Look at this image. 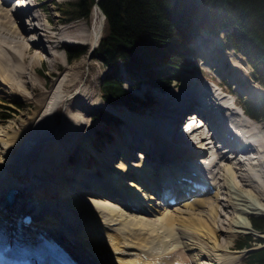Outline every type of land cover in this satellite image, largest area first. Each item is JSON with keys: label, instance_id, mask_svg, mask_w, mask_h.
Returning a JSON list of instances; mask_svg holds the SVG:
<instances>
[{"label": "bare ground", "instance_id": "bare-ground-1", "mask_svg": "<svg viewBox=\"0 0 264 264\" xmlns=\"http://www.w3.org/2000/svg\"><path fill=\"white\" fill-rule=\"evenodd\" d=\"M14 2L15 0H0V82L4 85H12V82L16 85H21V82L31 84L30 68L25 72L23 63L39 58L51 62L52 67L57 57L54 51L63 45V34L61 36L57 28L49 24V20L45 23V19L40 18V13L35 12L36 8H44L43 2L38 5L35 0ZM92 18L98 21H93L91 27L80 25L77 28L80 30L77 33L73 31L72 38H68L70 42L79 46V42L83 40L90 48L98 43L105 19L96 4L92 7ZM222 35L223 31L219 36H213L212 45L204 44L198 39V52L205 60L203 63L215 61L213 52L223 47ZM217 69L216 66L215 70ZM72 76L64 74L59 78L55 90L42 110L45 117L49 115H46V112L52 110L59 101L58 90L69 88L74 83ZM185 78L175 84L172 92L156 97L155 100L160 101L159 105L147 109L153 116L143 114L142 117L137 114V118L134 115L136 112L123 108L119 115L124 121L122 127L125 137L116 140L117 145L113 146V150L111 147L105 149L102 154L104 157H95L92 154L86 136L91 127L87 126L81 129L82 131L87 128V132L81 136L80 133L76 134V125L74 132L70 130L72 133H69L68 137L64 136L61 140L56 138L53 144L49 143L52 144V156L49 160L40 161L38 152L43 146L40 148V143L35 149L38 142L36 143L34 138L31 139V146L28 147L27 141L25 145L22 144L24 147L21 146L22 150L19 149L18 152L20 155L27 154V160L24 164L20 163L22 165L18 167L17 176L9 175L13 172L10 171L13 168L11 165L17 166L16 161L14 164H6V167H9L8 174L4 172V167H1L0 234L12 235L10 228L14 221L20 218L24 225L19 233L24 241L33 245L32 248L42 242L39 235L53 238L77 264L236 262L238 256L228 254L230 243L227 242L228 244L221 248L223 252L218 251L220 246L217 234L226 232L231 226V229L234 228L237 232H254L248 216H264L263 209L258 210L250 205L254 203V199L253 203L250 202L251 195V198L259 197L264 201V134L259 132L263 126H260L259 122L246 119L241 109L236 110L235 99L225 98L222 88L211 75H208V81L204 83ZM77 93V97L69 99L70 103L77 99L69 108L71 107L79 117L93 109L110 108L90 91L81 89ZM158 108L167 110L159 113ZM193 111L199 114L204 122L199 120V124L186 125L188 115L194 118L195 114H188ZM202 124L211 127L212 132L203 131ZM56 132L53 130V133L45 134L43 144H46V140L55 138ZM77 135L80 138L77 139L75 151L82 149L91 152L89 155L91 154L92 159L85 156L82 165L84 166L85 162L88 165L92 161L100 165L103 163L109 171H106L102 178L77 174L75 180L68 184L62 177L60 180L56 178L49 181L48 174L59 172L62 155L73 149L70 146ZM35 139L37 141V138ZM41 139L42 137L40 142ZM1 144L6 146H3V155L8 154V145L2 141ZM117 154L120 159L112 167L108 160H114ZM14 159L15 156L12 160ZM100 167L102 166L94 164L91 171ZM77 168L78 173L83 171L79 165ZM222 172L223 177L234 179L230 182L237 191L223 198L224 204L220 202L222 198L219 196ZM202 175L209 181H203ZM208 182L215 187V191L204 196L203 193L207 194L209 189L203 184ZM241 186H246L248 191L242 190ZM10 189L14 190L12 201L7 203L5 193ZM243 191L246 194H243ZM167 197L174 198V203H168V199H165ZM177 204L179 206L174 207L172 211L170 205ZM228 204L232 205L231 214L235 219L228 217L230 220L227 224L218 217L222 214L220 207H229ZM199 207L201 209H198ZM234 212L244 215V218L235 217ZM203 213L210 218L203 217ZM70 222L71 225H68ZM183 229L187 232H183ZM152 233L157 234L154 237ZM167 234L171 236L167 237ZM188 235L191 236L190 239L184 241V237ZM157 237L161 238L165 248L161 249L160 243L156 245ZM205 237L206 247L202 245L204 249L201 253L198 252L199 256L193 257L190 251L203 248L198 246L205 242ZM223 253L226 255V261H220ZM205 255L207 257L203 258ZM202 258L210 262L202 263Z\"/></svg>", "mask_w": 264, "mask_h": 264}, {"label": "rangeland", "instance_id": "rangeland-1", "mask_svg": "<svg viewBox=\"0 0 264 264\" xmlns=\"http://www.w3.org/2000/svg\"><path fill=\"white\" fill-rule=\"evenodd\" d=\"M35 1L37 2V5L39 3L41 4V2L44 3V8L43 7L36 8L35 12L40 13V18L42 20L45 19V23L46 20H49L50 21L49 24L57 28V31L61 33L60 34L61 36L63 34L62 36L63 45L59 46L54 51L55 55H57L55 64L53 65L54 67L53 66L51 67V62H49L48 60L46 59L40 60L39 58H36V60H34L33 62L28 61V63H23V67H26V69L24 70L25 72L29 71L28 69L30 68L29 75L31 79V84H26V83L24 84L21 82L20 83L21 85H16V83L12 82V85H10L9 83L4 85L1 84L0 82V106H1L0 115L1 114L6 115V117L4 118L0 116V173H1V167L2 168L4 167V172L8 174L9 167L8 166L6 167V164H8L9 162L14 164V162L16 161L17 166H13L10 164L11 167H13L11 168L10 171L13 172L10 173L9 175L13 177L17 176L18 167L20 168L21 165L26 163L27 160L26 159L27 154L20 155L18 151L22 150L21 148L24 147L26 141L28 143V147L31 146L33 144V140L31 139L33 138L36 143L38 142L36 144L35 149L38 148L37 145H39L40 143L42 144L40 148L43 146L41 150L38 149V151L40 150L38 152V157L41 161V159L49 160L51 158L52 152L50 146H52L53 141H55L56 138L61 140L60 138H63L64 136L68 137L67 135L69 133L74 132L76 125H78L77 127L78 130L76 134L80 133L79 134L80 136L84 132H87L88 127H91L90 131L88 132V134H86V136L88 137L89 148L92 149L91 150L92 154L95 157H104L105 155L102 154H104L105 149L111 147V149L113 150V146L117 145L116 140L118 141L125 137V132L123 130L124 127H122L124 121L119 115L120 112H123V108H125L124 106L108 105L110 108L101 107L99 109H93L91 110V112L85 115L82 114L83 116L81 117H79V115L75 113V111L71 107L69 108V105H72V103L77 100L75 99L73 102L70 103L69 99L73 98L74 96L77 97L76 96L78 94L77 92H79V90L81 89L90 91L93 95L97 96V98L99 99L100 82L106 72L105 67L96 58L92 57V49L90 48L89 44L86 43V41L83 40L80 42L76 41L80 43L79 46L74 45L73 44L74 42L69 41V39L72 38L71 35L72 32L74 31L75 33H77L80 30V29L77 30V28L80 25H86L88 27H91L93 21L95 22L98 21L96 18H92V10H90L88 15L85 17H79L72 19L70 21H65L61 18L60 10H59V5L63 3L65 0H35ZM15 2H17V0ZM41 12L43 15H41ZM56 21L57 23L59 21V24H57ZM104 33H105V24L102 35ZM226 35H227V30H223V35L221 38L223 40V47L215 50L214 52L212 51L214 55L212 57H215V61L211 62L209 60L210 62L206 61L208 63H203V61L205 60L200 57L201 55L198 52L200 47L199 46L200 42L198 41V39H200L202 43L208 45H212L214 43V39H213V35H211L207 30L201 29L197 34V36L191 41V46L193 48V56L187 65V70L184 71L179 78L173 80L170 87L166 90L152 88L144 82H140L137 85H135L134 82H132L128 78L127 74L123 72L121 76L123 86L127 88L136 97H138L143 103L142 106H139V108H137V110L134 111L136 112L134 115L137 118L138 115L142 117L144 115L153 116L152 115L153 113L151 112H150L151 114L148 113L147 109L150 110L151 108H153V105L156 107L159 105L160 101L159 99L156 101L155 100L156 97L161 95L163 96L164 93L172 92L175 84L179 83L185 77H186L185 80L192 79L196 83H204L208 81L207 78L208 75H211L216 82L220 83L221 85L220 87L222 88V90L226 92L224 93L225 98L228 97L235 99L236 104L234 105V107L238 111L239 109L242 108L241 104L245 100L252 99L259 95L263 96L264 89L262 88V86H260L258 81L255 80V76L261 74V66L254 67L251 63L247 61L246 57L242 53L237 52L232 47L226 45L225 43ZM201 46L203 47V44ZM212 63H214V65H212ZM216 66L218 67L217 70H215ZM64 74H72L73 75L72 79L74 80V83L69 88L58 90L57 95L59 97V101H57L58 103H56V105L52 108V110L46 112V115L49 114L48 115L49 117L48 116L45 117L42 111L44 109L45 103L48 100V98L51 96L52 92L55 90L59 78H61ZM78 76L79 78H77ZM22 81H24V79H22ZM251 91H254L255 93ZM102 109L108 110L112 114H114L119 119L118 123H116L113 126H107L102 120H100L98 118V115ZM163 110L166 111L167 109L165 110L160 108L158 112L159 113L164 112ZM40 115H43L44 117ZM154 116L160 117L158 114L157 115L154 114ZM44 118H46V120H44ZM80 118H82L84 121H82ZM131 118H133V116H131ZM246 119H248V117H246ZM259 123L260 126H263L262 128H260L259 132L264 134V122H259ZM85 126H87V128L81 131V129L84 128ZM53 130L55 132L57 131L56 137L50 140H46L45 141L46 144H43L45 140L43 138L46 135L50 134L51 132L53 133ZM70 130L72 132H70ZM106 130H108L109 134H106ZM35 134L37 136H34ZM60 134L62 135V137ZM79 135L75 136V138L72 140V144L70 148L73 149L66 152V154L62 155V160H61L62 166L59 169V172H57L56 174H48L49 181L56 178L60 180L62 177L63 179L66 180V183L68 184L69 182L75 180L77 174L83 173L84 176L91 175L92 178H102L105 175L104 173H106V171H109V169H107V167L103 165V163L101 162L100 163L102 165L96 164V162L93 161L90 162V164L88 165L86 164L87 162H85L86 166L82 165V160L85 158V156L87 157V159L90 158V160L92 158L90 156L91 154L89 155V153L91 152H85L82 149L75 151L74 148L77 146V141H78L77 139L78 137L80 138ZM40 136L43 139V141L41 139V142L39 141L41 138ZM35 138H37V141ZM1 141L5 142V144L8 145V152H9L8 154L3 155L2 151H4L3 146L5 145L3 144L2 146ZM49 143L52 144L49 145ZM22 144L24 145L22 146ZM118 148L119 147H117V149ZM14 156L16 159H14L13 161L12 158H14ZM135 156H136V152L134 153V157ZM119 159H120L119 154H117L114 160H108V162H110L112 164V167H114L113 164L114 165L115 163L117 164L118 163L117 161H119ZM135 161L137 162L138 160L136 159ZM94 164L102 167L96 169L95 171H91V167L94 166ZM78 165L83 170L80 171V173H78L79 171L77 170ZM14 171L16 173H14ZM223 175L224 174L222 172V175L220 177L221 180H219L221 183V190L219 196L222 198L220 202L224 204L225 201L223 200V198L225 199L227 195H231L233 194L232 192L235 193L237 191H235V189L233 188L234 187L233 183H231L232 181H234V179L229 178L227 176L223 177ZM227 187H229V189H226ZM241 188L246 192L248 191V188L246 186H241ZM244 191L243 194H246ZM251 193L254 194L253 192ZM251 197H250L251 199L250 202L253 203L252 200L254 199V203L250 205L254 208H257L258 210L259 209L264 210V201L259 197L258 198L257 197L251 198ZM177 206H179V204H177L176 206L173 205L171 207L172 211L173 208ZM228 206L229 207H223V206L220 207V209L222 210V214H220V216L218 217L220 221H223L227 224L230 220V218L229 219L227 218L232 216L231 214L232 212L230 208L232 207V205L228 204ZM198 209H201V207H199ZM122 210L125 211V209ZM228 211L231 215L228 213ZM233 214L235 215V217L239 216L244 218V215L242 214H235V212ZM203 215H204L203 217L208 216L207 214L205 215V213H203ZM253 216L264 219V216L261 215L259 216L257 214H251L248 217L250 218ZM208 218L210 217L208 216L207 219ZM232 218L234 217L232 216ZM71 223L72 222L68 223V225H71ZM231 227L228 228L226 232H218L217 235L219 236L217 241H218V245L220 246V250L218 251H222L221 248H223L226 244L230 243L231 248L228 254L238 256V259L233 264H244V259L246 253L248 252V249H236L235 242L237 241L238 238L246 234L251 235L253 238L258 237L264 240V230L262 233L256 234L250 231L237 232L236 229L235 230L234 228L231 229ZM183 232H187V230L183 229ZM156 234L157 233L154 234L152 233L154 237ZM168 236L171 235L167 234V237ZM190 237H191L190 235L186 236V238L184 237V241H187L188 239H190ZM203 239L205 240V242L204 241L203 243L201 242L199 244L200 246H198L203 248L199 250L193 249L190 251V254L193 257L199 256V253H201V251L204 249V246L206 247V244H204L206 243V237ZM155 240H156V245L160 243L161 249L165 248L164 247L165 245L162 243L160 237H157ZM187 244H189V242ZM209 244H210L209 246H211L210 242ZM261 244L262 243H255L254 248L260 246ZM209 248L213 251L211 247ZM194 254L196 255L194 256ZM204 257L207 256L205 255L203 256V258ZM203 258L200 260V262L202 263L210 262V260ZM226 259H227L226 255L224 254V256L220 261L222 260L226 261ZM192 263H194V261H192Z\"/></svg>", "mask_w": 264, "mask_h": 264}, {"label": "trees", "instance_id": "trees-1", "mask_svg": "<svg viewBox=\"0 0 264 264\" xmlns=\"http://www.w3.org/2000/svg\"><path fill=\"white\" fill-rule=\"evenodd\" d=\"M95 4L105 15V33L92 57L106 69L100 96L107 104L133 111L143 104L123 86L122 69L135 85L144 82L167 89L187 70L193 56L190 43L201 29L213 36L227 30L226 45L254 67L261 66L255 80L264 89V0H65L59 5L60 16L65 21L85 17ZM241 106L247 116L264 122V95ZM98 118L107 126L119 121L106 110ZM249 220L252 229L264 230V219ZM258 242L264 240L246 234L237 239L235 248H251ZM244 263L264 264V247L247 252Z\"/></svg>", "mask_w": 264, "mask_h": 264}, {"label": "water", "instance_id": "water-1", "mask_svg": "<svg viewBox=\"0 0 264 264\" xmlns=\"http://www.w3.org/2000/svg\"><path fill=\"white\" fill-rule=\"evenodd\" d=\"M102 12V11H101ZM103 14V13H102ZM103 17H104V14H103ZM11 192H13V190H8V192H7V194H6V199L8 200V201H10L11 200V198H12V196H11Z\"/></svg>", "mask_w": 264, "mask_h": 264}]
</instances>
